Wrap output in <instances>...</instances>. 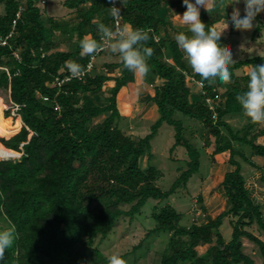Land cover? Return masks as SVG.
Masks as SVG:
<instances>
[{"label": "trees", "instance_id": "trees-1", "mask_svg": "<svg viewBox=\"0 0 264 264\" xmlns=\"http://www.w3.org/2000/svg\"><path fill=\"white\" fill-rule=\"evenodd\" d=\"M40 1L0 0L5 6L0 38L14 31L8 44L0 45V115L6 120L11 116L2 101L8 97L10 107L18 106L21 118L11 121L5 131L0 129V145L7 154L0 157V229L14 225L17 233L2 264H107V256L95 241L106 239L120 218L134 219L148 200H168L200 170L201 152L186 137L184 121L176 119V113L200 122L206 138L214 139V161L227 153L233 169L220 183L227 208L216 217L184 226L182 214L169 204L154 215L157 226L147 237L170 234L160 264H256L244 251V239L258 248L264 264V240L251 230L256 226L264 233L263 208L254 202L236 159L239 156L254 167H258L254 157L264 159V144L258 143L264 135V130L257 129L261 122L244 115L236 100L246 90L248 72L264 63V55L233 61L229 82L205 83L196 94L199 85L173 36L188 34V29L170 20L171 1L122 0L123 24L149 31L144 43L153 52L145 57L149 71L144 81L154 85L157 78L162 80L147 101L154 104L159 117L150 133L136 140L120 128L118 96L128 86L130 72L121 59L108 64L113 73L120 69L117 74L99 72L93 63L84 78L56 83L57 78L70 76L66 62H77L84 71L98 54L80 56L79 41L85 35L99 39V23L115 27L108 13L110 0H65L64 6L76 12L74 23L43 14ZM200 19L206 34L228 21L219 12L209 16L202 11ZM63 43L69 44L66 51L60 49ZM220 44L225 49L221 38ZM109 84L113 85L107 104H97L93 97ZM221 96H225L223 102H208ZM102 115H107L103 121L93 122ZM233 117L244 118L246 123L236 128L227 121ZM164 124L174 128L170 152L182 146L188 156L187 169L168 190L157 186L162 172L152 164V142ZM245 148L250 149L249 155ZM18 153V159H11ZM145 157L148 166L143 168ZM101 202L105 204L94 206ZM227 224L231 227L228 236ZM204 245L208 250L199 254L197 248Z\"/></svg>", "mask_w": 264, "mask_h": 264}, {"label": "rangeland", "instance_id": "rangeland-1", "mask_svg": "<svg viewBox=\"0 0 264 264\" xmlns=\"http://www.w3.org/2000/svg\"><path fill=\"white\" fill-rule=\"evenodd\" d=\"M171 4L168 7L174 18L170 20L177 25H182L176 13H183L185 10L181 0H170ZM65 0H41L38 6L41 12L58 20L75 22L77 15L74 10H70L64 6ZM215 12L221 13L227 17L226 23L216 25L215 31L221 32L218 35L225 45V49L231 50L233 60L264 55V12L257 15L253 22V28L241 32L228 26L235 10L239 9L243 15V2L240 0H215ZM5 6L0 3V15L4 13ZM204 11L201 9V12ZM184 25V24H183ZM186 26V25H185ZM177 27V26H176ZM185 29H188L185 27ZM60 35V33L58 32ZM190 35V33H188ZM176 34H173L175 37ZM62 38L66 36L60 35ZM69 44L63 43L60 46L61 50H67ZM120 61L118 54L110 53L106 48L98 53L93 58V63L99 72L117 74L120 72L116 68L115 73L111 72L108 64ZM128 86L124 87L118 96V106L122 114L120 121V128L133 139L145 137L150 133L151 126L159 117L157 108L153 103H147L148 99L155 94V86L160 85L162 80L157 78L154 85L146 83L144 76L136 74L132 71L128 74ZM113 84L107 85L105 91L100 96L93 97L97 104H107L109 90ZM201 87L195 88L194 92L198 94ZM225 96H221L216 101H210V104H217L223 102ZM6 108L11 110V116L8 117L12 122L21 120L20 116L14 107H10L9 98L2 99ZM107 115L95 119L93 122H101ZM176 119H181L185 124V135L191 142L199 148L201 152V167L200 170L194 174L187 187L179 189L178 193L172 195L168 200L159 202L153 199L148 200L141 213L134 219L129 217H122L119 219L114 231L103 241L98 238L95 241L99 245L103 253L108 257L113 253H118L126 260L127 264H160L162 255L166 250L170 234L160 232L151 234L147 237L149 231L157 226V221L154 215L159 210L169 204L182 214L181 225L190 226L193 223H204L208 216L216 217L227 208V200L225 192L221 188L220 183L223 180L224 174L233 168L227 163L229 154L224 153L217 155L216 161L212 156L214 151V139H207L204 135L205 131L200 122L190 119L181 113H176ZM227 121L235 126L241 128L246 119L233 117L228 118ZM3 123L0 121V127ZM258 130H264V122H261ZM1 140V139H0ZM175 143L174 128L170 125L164 124L159 130L158 135L152 142L154 164L161 172L162 177L157 181V186L163 190H168L175 180L180 176L181 172L187 169L188 156L186 149L182 146L177 147L173 153L171 148ZM258 143L264 144V135L258 138ZM246 153L250 154V149L245 148ZM3 155H0L2 157ZM20 156L11 158L18 159ZM242 164L244 175L248 188L256 187L259 190H264V159L261 157H254V161L258 167H254L248 162H245L239 156L236 157ZM143 168L148 166L147 157L142 161ZM202 200L201 202L199 200ZM105 203H95L94 206H103ZM128 209V206H124ZM225 228V234L228 236L231 233V227ZM253 233L264 240V233L254 226L251 228ZM244 251L249 254L256 264H262V258L258 248L249 240L244 239ZM141 244L139 249L132 253L134 248ZM208 246H200L197 248L199 254H204L208 250Z\"/></svg>", "mask_w": 264, "mask_h": 264}, {"label": "clouds", "instance_id": "clouds-1", "mask_svg": "<svg viewBox=\"0 0 264 264\" xmlns=\"http://www.w3.org/2000/svg\"><path fill=\"white\" fill-rule=\"evenodd\" d=\"M240 0H236L239 3ZM243 15L239 9L235 10L228 26L241 32L251 30L257 15L264 12V0H242ZM186 6L183 13H176L180 23L188 28V33L179 32L175 35L178 48L182 49L187 63L191 68L193 79L203 85L205 83L221 81L229 82L231 74L229 66L233 63L231 50L223 49L220 44L221 32H205V23L200 19L203 9L207 15L215 12V0H181ZM121 0H110L108 13L113 19L121 16ZM99 39L85 35L79 41L80 56H92L102 49L118 54L124 67L144 76L149 71L145 57L151 56L153 49L145 46L149 40V31L133 28L130 25L122 27L108 26L104 23L97 25ZM67 70L73 78L83 74L82 66L74 61L66 62ZM244 115L252 122L264 121V63L253 65L248 72L246 90L236 95ZM20 155V154H19ZM17 237L14 225L0 229V264L4 260L5 250L11 247ZM107 264H127L118 253L107 257Z\"/></svg>", "mask_w": 264, "mask_h": 264}, {"label": "built area", "instance_id": "built-area-1", "mask_svg": "<svg viewBox=\"0 0 264 264\" xmlns=\"http://www.w3.org/2000/svg\"><path fill=\"white\" fill-rule=\"evenodd\" d=\"M121 3H122V0H121ZM117 4L119 5V0H117ZM120 7H121V5H120ZM19 16H20V13L18 14V17H19ZM114 23H115V27H122V26H124V24H123V20H122V15L120 16L119 19H114ZM15 24H16V22H14L13 28L15 27ZM13 33H14V31L12 30V31L10 32V34H9L6 38H0V45H2V46L7 45V44H8V39H9L10 37H12ZM103 50H105V49H102L100 52H102ZM100 52H99V53H100ZM14 54H15L16 57H19L18 52H15ZM93 58H94V57H93ZM93 58H92V61L88 64L87 69L83 71V74H82L81 76H79V78H84V77L86 76V73H87L88 71L92 70V68L94 67V65H93ZM71 78H73V77L68 76V77H66L65 79H62V80H60L59 78H57L56 83H57L58 85H61V84L64 83L65 81H69ZM198 85H199L200 87H203V85H201V84H199V83H198ZM208 102H209V100H208ZM14 108L17 110L18 106L15 105Z\"/></svg>", "mask_w": 264, "mask_h": 264}, {"label": "crops", "instance_id": "crops-1", "mask_svg": "<svg viewBox=\"0 0 264 264\" xmlns=\"http://www.w3.org/2000/svg\"><path fill=\"white\" fill-rule=\"evenodd\" d=\"M201 13V12H200ZM168 14L170 15V18H174V16L172 15L170 9H168ZM173 23V22H172ZM175 26L181 28V29H185V25H177L176 22L173 23ZM252 198L254 200L255 203L259 204L262 208H263V212H264V190L261 189L259 190L256 187H251L249 188Z\"/></svg>", "mask_w": 264, "mask_h": 264}, {"label": "bare ground", "instance_id": "bare-ground-1", "mask_svg": "<svg viewBox=\"0 0 264 264\" xmlns=\"http://www.w3.org/2000/svg\"><path fill=\"white\" fill-rule=\"evenodd\" d=\"M0 121L3 123V126L0 127V129H1L2 131H5L6 128H7V125H8L9 123H11V120H10V119H9V120L4 119L3 113H1V115H0ZM0 155H6V156H7V154H6V153L4 152V150L2 149L1 145H0ZM18 155H19V153H18Z\"/></svg>", "mask_w": 264, "mask_h": 264}, {"label": "water", "instance_id": "water-1", "mask_svg": "<svg viewBox=\"0 0 264 264\" xmlns=\"http://www.w3.org/2000/svg\"><path fill=\"white\" fill-rule=\"evenodd\" d=\"M20 156V155H19Z\"/></svg>", "mask_w": 264, "mask_h": 264}]
</instances>
